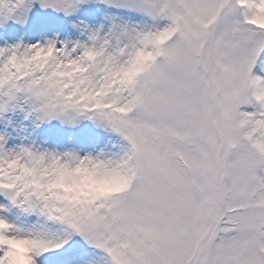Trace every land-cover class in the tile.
<instances>
[{
    "label": "snow or ice",
    "instance_id": "obj_1",
    "mask_svg": "<svg viewBox=\"0 0 264 264\" xmlns=\"http://www.w3.org/2000/svg\"><path fill=\"white\" fill-rule=\"evenodd\" d=\"M37 4L64 16L84 4L114 11L73 23L76 39L0 47V117L20 107L35 127L89 120L123 151L9 148L0 133V170L15 162L9 176L27 169L46 184L58 168L96 160L127 184L62 202L30 178L0 175V212L37 217L25 228L0 215V264H11L14 242L31 241L25 259L37 264L73 236L107 264H264V80L252 75L264 0H0V22L23 26ZM253 98L255 110H241Z\"/></svg>",
    "mask_w": 264,
    "mask_h": 264
},
{
    "label": "rangeland",
    "instance_id": "obj_2",
    "mask_svg": "<svg viewBox=\"0 0 264 264\" xmlns=\"http://www.w3.org/2000/svg\"><path fill=\"white\" fill-rule=\"evenodd\" d=\"M112 12L114 10L112 9H106L104 5L101 4V8H98V11L91 12L85 11L83 6H79L78 12L75 13V19L76 17L81 19V22H87L88 20V25H97L99 23L104 22L103 21V14L105 12ZM59 15V14H58ZM74 14L71 15L69 18H73ZM31 20L30 17H28L27 22ZM5 22H0V26H4ZM66 23V20H65ZM68 26L72 27V24H68ZM20 30L18 31L17 34H20L21 31L28 36L29 32L27 31V28H22L19 27ZM73 28V27H72ZM43 30H47L50 32V27L45 26L43 27ZM42 32V29L39 30ZM46 32V31H44ZM65 30L63 31V33ZM75 33H70L69 30L66 31L64 34L59 36L60 40L63 39H76L78 38V34ZM65 35H69L64 37ZM50 38L54 36L53 33L49 34ZM82 38V37H81ZM264 58V51L261 52L260 56L258 57L257 63L254 65L252 69V75L253 76H259L261 79H264V75L262 71H264V64H262V59ZM251 105V104H250ZM256 105V101L253 98L252 99V106L254 107ZM243 111L247 110V106H242ZM23 118H24V113L21 110L20 107H17L16 109L9 111L4 114L3 117H0V133L6 134L7 140L10 143L9 146H12V141L14 134L8 133L9 131H14L16 127H20L22 131L17 132V135L24 133L25 129L28 128V132H31V134L28 137V141H33L28 142V144H34V146L38 148H52V150L57 151V152H64L66 150H76L81 156H83L86 153H91L92 155H96L97 153L103 151L106 154H121L123 151V141L118 137L117 134L111 132L109 129L105 128H98L96 127L93 122L89 120H82L75 126H69L66 124H61L60 121L58 120H52L47 123L40 124L39 127H35L34 124L32 123L31 125L28 124H23ZM42 127V129H40ZM63 128L67 132V136H70L69 134L72 133V145L70 148L66 147L63 149L55 150V139L57 137H60V135H57L56 131L58 129ZM25 145H28L26 143H23ZM6 203L7 200L3 197L0 196V203ZM7 212H10V209L8 208L6 210ZM3 212V211H2ZM0 212V215L1 213ZM12 215V214H10ZM13 218L16 219L17 226L21 227L22 221L27 220L28 217H34L35 219L37 218L34 215H23L17 210V213L15 214ZM33 223L25 222L22 227H29ZM77 253H84L86 256V260H88V264H107V260L105 258V254L99 250L95 249L91 246H89L85 240L80 237V236H73L71 239H69L68 243L64 245V247L60 250H57L54 253L50 254H43L41 255L42 257L47 258L49 261H52V264H65V263H57V261H54L55 258H60L63 257L62 254H66L67 252H75ZM75 253V256L76 254Z\"/></svg>",
    "mask_w": 264,
    "mask_h": 264
},
{
    "label": "clouds",
    "instance_id": "obj_3",
    "mask_svg": "<svg viewBox=\"0 0 264 264\" xmlns=\"http://www.w3.org/2000/svg\"><path fill=\"white\" fill-rule=\"evenodd\" d=\"M254 23L264 26V10L254 19ZM146 57L141 58V63ZM140 64L137 65V68ZM16 164L13 162L8 169L0 170V175L8 177L11 183H23L29 178L34 186L50 193L53 199L62 202H79L96 200L121 191L127 184L126 175L117 168L105 165L101 161L81 160L74 168L56 169L48 183L41 184L39 177L34 176L27 169H21L19 176H9V170L15 171ZM13 258L11 264H27L25 259L27 252L34 248L31 241H17L12 245Z\"/></svg>",
    "mask_w": 264,
    "mask_h": 264
},
{
    "label": "bare ground",
    "instance_id": "obj_4",
    "mask_svg": "<svg viewBox=\"0 0 264 264\" xmlns=\"http://www.w3.org/2000/svg\"><path fill=\"white\" fill-rule=\"evenodd\" d=\"M8 45H15V44L13 42H11ZM262 61H263L262 64H264V58L262 59ZM262 72H264V71H262ZM263 75H264V73H263ZM262 80H264V79H262ZM1 215H5L9 219L10 222L17 224L16 219L7 216L6 213H1ZM35 259L37 261V264H47L48 262H50L48 260L43 259L42 256L35 257ZM64 262H66V264H88V260H86V256L84 255V253H78L74 258L72 256H70L69 258L65 259Z\"/></svg>",
    "mask_w": 264,
    "mask_h": 264
}]
</instances>
